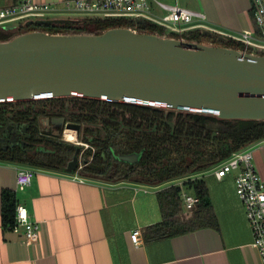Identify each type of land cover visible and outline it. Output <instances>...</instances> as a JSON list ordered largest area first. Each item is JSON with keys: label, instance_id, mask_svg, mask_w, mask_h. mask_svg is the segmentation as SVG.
Returning a JSON list of instances; mask_svg holds the SVG:
<instances>
[{"label": "water", "instance_id": "95a60500", "mask_svg": "<svg viewBox=\"0 0 264 264\" xmlns=\"http://www.w3.org/2000/svg\"><path fill=\"white\" fill-rule=\"evenodd\" d=\"M89 20L57 16L0 26V33L15 35L0 42V104L76 98L124 103L211 118L205 128L213 134L223 132L227 123L264 122V55L130 28L92 35L21 34L33 25L76 26ZM39 123L55 137L64 127L78 129L64 118L44 117ZM79 153L77 148L63 174L73 176L81 169ZM141 157L134 153L117 159L134 165Z\"/></svg>", "mask_w": 264, "mask_h": 264}, {"label": "crops", "instance_id": "0c3cea01", "mask_svg": "<svg viewBox=\"0 0 264 264\" xmlns=\"http://www.w3.org/2000/svg\"><path fill=\"white\" fill-rule=\"evenodd\" d=\"M33 1L56 5L62 10L67 0ZM157 1L176 3V0ZM177 1L181 8L205 15L204 29L190 31L238 36L255 28L251 0ZM17 2L0 0V9ZM152 13L156 17L164 14L156 6ZM58 16L69 15L62 12ZM247 148H252L255 168L264 180V140ZM18 168L0 163V264H263L252 245V230L236 194L238 171L218 180L215 167L194 178L203 180L207 186L217 229L206 227L149 242L147 230L163 221L159 192L173 185L111 184L86 179L78 173L69 176L33 169L32 184L20 191L16 188ZM4 192L13 193L16 206H24L30 220L39 225L37 243L27 245L23 229L15 233L3 226ZM137 229L142 233L140 247L131 241Z\"/></svg>", "mask_w": 264, "mask_h": 264}, {"label": "trees", "instance_id": "16d2710c", "mask_svg": "<svg viewBox=\"0 0 264 264\" xmlns=\"http://www.w3.org/2000/svg\"><path fill=\"white\" fill-rule=\"evenodd\" d=\"M100 24L97 32H86L74 25H33L21 34L43 31L49 34H98L111 29L132 28L139 33L156 34L180 38L166 29L144 21L134 24L117 20H89ZM190 37V32L181 38L206 45L229 47L243 51V45L229 40L217 42L205 37L201 31ZM15 35L0 33V42H7ZM251 53V52H250ZM33 103V104H30ZM68 103V104H67ZM13 103L0 104V123L13 125L25 131L23 146L3 148L0 146V163L62 172L73 160L77 148L80 149L83 165L78 170L80 177L111 184L137 183L160 187L185 178H196L231 158L237 152L264 140V122L227 123L220 134H213L205 124L213 120L192 114H175L149 107L124 103H111L91 99H49L28 102L25 109L12 108ZM16 103L13 105H19ZM64 118L66 123L84 126L85 143L83 149L71 142L41 130V118ZM4 129V128H3ZM92 149L95 152L92 154ZM142 154L137 164H127L118 156ZM91 157V159H90ZM185 187L199 200L192 216L183 221L181 189L172 186L159 192L163 214L161 224L147 230V241L156 242L202 228H218L217 219L209 199L205 182L201 179L189 180ZM15 195L4 192L2 197V222L9 228L16 216Z\"/></svg>", "mask_w": 264, "mask_h": 264}, {"label": "built area", "instance_id": "2783aa9c", "mask_svg": "<svg viewBox=\"0 0 264 264\" xmlns=\"http://www.w3.org/2000/svg\"><path fill=\"white\" fill-rule=\"evenodd\" d=\"M251 3L255 28L238 36L224 37L242 44L253 54L264 55V0H251ZM154 6L164 13L161 17L153 15ZM62 8L61 10L56 5L38 4L33 0H18L13 6L0 9V26L30 18L45 19L63 12L65 15L97 16L134 24L142 20L156 24L168 33L180 35L194 28L204 29L206 20L203 13L181 8L177 0L172 5L157 0H67ZM132 30L137 31L135 28ZM64 134L65 132L63 140ZM234 171H238L235 189L252 230V245L259 252L264 264V180L255 168L252 148L237 152L221 163L216 167L214 175L221 180ZM34 174L31 168L19 167L16 176L17 190L22 191L29 187ZM189 180L194 178L177 181L181 182L177 187L181 189L182 206L187 213H191L199 202L196 196L186 191L185 184ZM9 229L15 233L23 229L24 243L27 245H33L39 240V225L30 220L22 205H17L15 222ZM131 241L135 247L143 244L140 229L132 233Z\"/></svg>", "mask_w": 264, "mask_h": 264}, {"label": "rangeland", "instance_id": "374dc122", "mask_svg": "<svg viewBox=\"0 0 264 264\" xmlns=\"http://www.w3.org/2000/svg\"><path fill=\"white\" fill-rule=\"evenodd\" d=\"M51 18H55L56 16H50ZM49 17V18H50ZM68 17H71V18H88V19H91V20H100V19H102V17H97V16H81V15H69ZM76 27L77 28H83L86 32H97V30L99 29V28H101V26H100V24H96V23H90V24H82V25H76ZM27 29H23L22 31L23 32H25ZM189 32V31H188ZM197 31H192V32H190L189 34H190V37L191 38H193V37H195L196 35H197V33H196ZM169 34V33H168ZM178 36H180V38H181V36H182V34H180V35H178ZM243 52H246V53H250L251 52V50H248V49H246L245 47H243ZM30 104H33V103H30ZM30 104H28V103H20L19 105H18V107H17V105H11L12 106V108L14 109H16V108H20V109H25L26 107H28ZM68 104V103H67ZM67 124H70V123H67ZM67 129H66V127H64V129H63V132H65ZM76 133V137H77V139H76V141L73 143V145H76V146H78V147H81L82 149H83V151H82V153H81V155L84 153V152H86L88 149H90V146L87 144V143H85V141H84V139H85V133H84V126H80V127H78V129H77V131L75 132ZM63 136V135H62ZM63 138V137H62ZM242 151V150H241ZM95 152V150H93L92 149V154ZM90 159H91V157H90ZM80 160H82V157H80ZM27 168H29V167H27ZM181 184V182H173V183H168V184H165V186L164 187H169V186H171V185H173V186H175V187H177L178 185H180ZM172 187V186H171ZM186 188V190L188 189L187 187H185ZM183 207V206H182ZM191 216H192V212L191 213H187V212H185V210L183 209V214H182V218L183 219H185V220H188V219H190L191 218Z\"/></svg>", "mask_w": 264, "mask_h": 264}, {"label": "flooded vegetation", "instance_id": "af4514ba", "mask_svg": "<svg viewBox=\"0 0 264 264\" xmlns=\"http://www.w3.org/2000/svg\"><path fill=\"white\" fill-rule=\"evenodd\" d=\"M10 125L13 127H11V130L8 131V127H10ZM24 134L25 131L22 128L13 125L12 122H8L6 125L0 123V146L5 149L16 145L23 146L26 139Z\"/></svg>", "mask_w": 264, "mask_h": 264}, {"label": "bare ground", "instance_id": "6f19581e", "mask_svg": "<svg viewBox=\"0 0 264 264\" xmlns=\"http://www.w3.org/2000/svg\"><path fill=\"white\" fill-rule=\"evenodd\" d=\"M76 133L73 130H66L64 134V141L74 143L76 141Z\"/></svg>", "mask_w": 264, "mask_h": 264}]
</instances>
